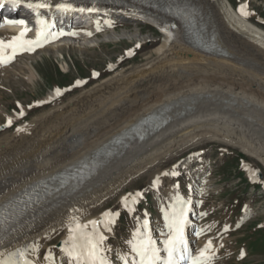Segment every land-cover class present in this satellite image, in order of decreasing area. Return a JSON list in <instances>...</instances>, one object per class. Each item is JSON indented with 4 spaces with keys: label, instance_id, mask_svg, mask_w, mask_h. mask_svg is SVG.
Returning a JSON list of instances; mask_svg holds the SVG:
<instances>
[{
    "label": "bare ground",
    "instance_id": "bare-ground-1",
    "mask_svg": "<svg viewBox=\"0 0 264 264\" xmlns=\"http://www.w3.org/2000/svg\"><path fill=\"white\" fill-rule=\"evenodd\" d=\"M51 1L56 3L59 0ZM160 2L190 6L197 18V34L205 46L214 47L213 51L207 52L192 45L189 40L192 35L180 21L162 24L164 20L147 12L145 7H136L141 4H135L124 12L128 18L133 13L139 14L163 30V40L147 57L152 53L155 56L140 67L105 78L65 105L34 118L16 130L14 135L0 141V213L6 214V220L0 225V253L3 254L0 258L7 259L16 250L26 249V255L33 264H55L56 250L49 251V242L55 235L61 236L59 240L63 248L73 218L87 224L91 220H101L105 212L133 209L137 192L120 195L115 207L96 213L137 173L150 171L148 183L156 188L158 178L166 176L165 173L170 176L172 172L157 168L152 171V168L177 147L216 138L242 145L248 154L264 163V29L242 13L241 9L247 13V2L240 4L238 12L229 0ZM88 10L78 13L76 19L82 18L78 23L92 21V15L96 13L91 8ZM109 14L113 15V12ZM39 28H44V25H39ZM24 29L8 23L0 30V40L9 42ZM46 31L47 39H42L40 44L45 46L44 49L38 46L32 51L21 50L11 60V64L15 60H26L27 66L18 65L20 72L27 68L36 71L34 59L43 50L55 47L59 50V44L53 45L59 33ZM27 32L23 39L33 40ZM244 64H252V69L245 68ZM0 68L9 70L10 66L3 63ZM19 71H14V74H19ZM28 79L34 81L32 76ZM55 93L52 91L48 100L55 99ZM168 106L170 118L162 128L144 139L128 137L117 146L110 144L114 136L138 122L142 116ZM13 120L10 118L8 122ZM83 121L88 125H81ZM219 124L234 126L230 134L236 139L227 140L223 135L214 134L213 130H217ZM82 162L93 165V172L86 179L64 183L62 179L55 178L59 172ZM50 181L51 185L46 186ZM159 190L156 188L154 191ZM125 197L128 198L127 207L123 203ZM181 206L187 208L189 216L194 212L191 201L181 194L173 196L170 191L166 210L158 208V233L163 234L167 229L166 214ZM146 216L147 213L144 218L137 219L136 228L131 230L132 241L138 231L146 233L161 252V244L155 240L158 236L152 235L156 221L150 222ZM145 220L148 221L147 228L144 227ZM195 223L190 217L185 228L190 229ZM112 225L110 232L102 224L99 226L107 237L104 248ZM198 231L186 234L183 239H189L192 248L195 244L191 240L203 242L199 252L209 241H202L203 231L201 228ZM212 246L215 249V245ZM44 249L46 255L42 253ZM214 249L210 254H214ZM107 251L110 250L105 252L110 264H118ZM49 252L52 259H45ZM112 252L110 255L115 256ZM62 255H65L63 251ZM132 256L134 253L131 251L127 255L129 264Z\"/></svg>",
    "mask_w": 264,
    "mask_h": 264
},
{
    "label": "rangeland",
    "instance_id": "rangeland-1",
    "mask_svg": "<svg viewBox=\"0 0 264 264\" xmlns=\"http://www.w3.org/2000/svg\"><path fill=\"white\" fill-rule=\"evenodd\" d=\"M229 1L233 6L247 2V18L264 29V0ZM109 12H97L93 17L94 25L60 38L53 44H59V50L56 47L45 49L36 55L34 66L37 72L32 68L19 71L18 65L27 66L24 58L18 62L15 60L9 65V70L0 68V141L14 135L16 130L34 118L65 105L105 78L140 67L155 56L152 53L147 57L161 43L164 33L139 14L133 13L128 18L124 12L114 11L113 15ZM243 66L252 69V64ZM14 71L20 73L14 74ZM29 76L34 81L29 80ZM52 91H56V98L50 101L48 96ZM10 118L15 120L9 123ZM80 124L88 125L86 121ZM228 125L219 124V128L213 130L214 134L235 140L230 134L234 126ZM171 152L152 168V171L170 169L176 173L158 178L156 188L160 189L159 192H155L156 188L148 183L150 171L137 173L97 210L96 213L112 209L120 195L142 194L137 208L116 211L117 220L112 225L111 234L108 233L110 242L106 250L114 251L115 255L117 248H126L129 238L132 241L130 232L136 218L151 211L154 219L158 216V208L165 211L167 195L171 191L173 196L181 194L193 202L199 218L196 219L197 225L204 229L205 240L215 244L213 264H264V163L248 154L242 145L216 138L180 146ZM246 165L258 167L262 179L252 182ZM60 237L55 235L50 240L49 251L59 249ZM111 251L107 253L112 259ZM129 252L123 250L126 256ZM56 264H68V260L61 259L58 252Z\"/></svg>",
    "mask_w": 264,
    "mask_h": 264
},
{
    "label": "snow or ice",
    "instance_id": "snow-or-ice-1",
    "mask_svg": "<svg viewBox=\"0 0 264 264\" xmlns=\"http://www.w3.org/2000/svg\"><path fill=\"white\" fill-rule=\"evenodd\" d=\"M6 0H0V8L4 7ZM14 6L19 5L22 0H8ZM30 8H45L50 7L48 3L40 2L33 4L29 2L27 4ZM57 8H62L64 10L70 9V5L57 4ZM83 11V9H81ZM244 15L247 13L243 12ZM38 15V14H37ZM9 24H21L24 25L26 22L24 20H6ZM38 25H44V28L37 32V39L25 40L23 37L28 31L27 28L24 29L18 36L12 38L11 41L5 42L0 40V64L10 62L17 54L18 51L27 50L32 51L35 47L40 46L41 40H46L48 33L46 31L47 25L44 21L37 19ZM10 50V51H9ZM11 123V121H9ZM168 173H165L167 175ZM176 175L175 172L172 173ZM137 193L136 196H139ZM128 198H123V203L125 207ZM116 213L111 211L102 214V219L91 220L87 224L79 223L76 218H73V222L68 226V239L64 241L65 247L62 251L66 254L68 258V264H110L107 259L104 248V242L107 237L100 231L99 226L102 224L107 231H111L110 225L115 223L114 217ZM165 219L167 221V238L163 241L164 251L167 253L166 257H161L160 249H158L151 236L148 234H141L139 231L136 234V238L130 241L131 251L134 253V257L131 264H180V261L187 260L188 264H210L214 254H210V249L212 247L211 241L203 248L200 249L196 256L184 255L187 251L184 245V227L187 224V208L181 206L178 210L174 209L170 214H166ZM89 226L91 230L89 231ZM148 221H144V227L147 228ZM26 249H18L11 253L7 259L0 258V264H33V261L26 255ZM243 255V253L241 254ZM3 254L0 253V257ZM45 259H52L51 253L45 257ZM120 259L124 264H129L127 256H121Z\"/></svg>",
    "mask_w": 264,
    "mask_h": 264
},
{
    "label": "water",
    "instance_id": "water-1",
    "mask_svg": "<svg viewBox=\"0 0 264 264\" xmlns=\"http://www.w3.org/2000/svg\"><path fill=\"white\" fill-rule=\"evenodd\" d=\"M254 170L256 172V176H258V177L261 176V172L257 168H255Z\"/></svg>",
    "mask_w": 264,
    "mask_h": 264
}]
</instances>
